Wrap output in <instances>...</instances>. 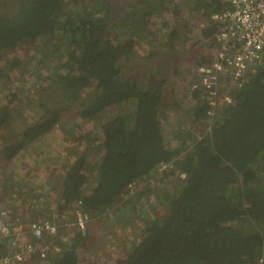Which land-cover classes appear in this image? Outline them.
Wrapping results in <instances>:
<instances>
[{
  "label": "trees",
  "instance_id": "obj_1",
  "mask_svg": "<svg viewBox=\"0 0 264 264\" xmlns=\"http://www.w3.org/2000/svg\"><path fill=\"white\" fill-rule=\"evenodd\" d=\"M184 1L20 0L14 15H0V58L25 42H38L41 54L58 59L50 75L56 90L73 102L87 96L73 128L60 124L61 107L44 105L43 117L24 129L18 140L6 143L3 153L13 159L56 125L75 142L91 139L97 129L102 160L92 190L86 193V169L96 167L88 149L69 148L68 161L76 159L66 164L60 196L64 207L81 199L91 216L113 208L120 212L127 206L130 186L154 174L161 162H173L187 175L180 178L174 194L161 195L166 213L147 226L119 264H264V60L243 87L231 89L233 100L225 101L209 134L177 133L182 142L174 148L166 145L160 118L161 86L141 85L121 74L119 60L133 53L138 38L145 37V49L154 41L143 18L166 26L164 11L174 14L175 3ZM227 5L221 0H194L190 10H200L209 19ZM119 11L135 17L129 22L132 36L122 32L129 20L117 19ZM176 27L168 40L179 35ZM203 34L212 37L215 31ZM17 66L14 60L0 62V78ZM46 78L40 73L35 79ZM193 93L198 115L207 116L202 93ZM9 96L0 106V131L9 118L8 104L15 101L14 93ZM121 105L125 108L117 114L96 121L107 109ZM85 238L77 230L61 253L51 255L52 264H79L77 249Z\"/></svg>",
  "mask_w": 264,
  "mask_h": 264
},
{
  "label": "rangeland",
  "instance_id": "obj_2",
  "mask_svg": "<svg viewBox=\"0 0 264 264\" xmlns=\"http://www.w3.org/2000/svg\"><path fill=\"white\" fill-rule=\"evenodd\" d=\"M193 2L194 0H186L175 3L178 11H174L176 17L173 13L164 11L166 26L163 23L157 25L158 21L152 18H143L149 22L146 24L147 31L154 41L145 49V37L138 38L133 53L119 60L121 74L125 77L135 79L141 85L161 86L164 99L160 118L169 148L182 142L176 137L177 133L189 131L203 136L212 130L208 129L209 120L197 113L199 102L194 97L192 84L198 77L200 66L210 61L215 54L214 38L218 27L214 28L217 23L211 16L208 19L200 10L191 12ZM19 4L20 0H0V15H14ZM115 15L117 19L127 17L128 23L131 18H135L122 12ZM161 21L159 18V22ZM128 23H125L128 28L122 32L126 30L125 36H132L133 29L129 28L132 24ZM175 26L179 35L168 40L167 35L175 30ZM212 31H215L212 37L203 34H210ZM38 48V42L28 41L4 53L0 58L2 63L12 60L19 63L14 70L0 78V106L8 103L11 97L9 94L15 95L14 103L8 104L9 118L0 131V205L24 223L43 219L44 216L52 218L50 209L55 208L59 212L62 227L59 235L49 237L48 241L62 245L63 251L77 231L76 216L73 213L79 209L83 211L81 199L74 201L71 208L64 207L60 200L66 164H71L76 159L73 156L68 161L66 156L69 148L78 146L81 152L88 149V158L96 165L86 169V193H89L102 160V145L99 144L102 139L98 130L93 129L91 139L83 138L80 142H75L70 133L64 135L56 125L13 159L5 158L4 145L18 140L24 129L39 121L45 112L44 105L50 109L55 108V104L61 107L60 124L73 128L83 102L87 99L86 94H82L77 102L68 101L66 94L56 90L58 85H53L54 80L50 75L56 70L58 59L47 56L48 53L41 54L42 50ZM40 73L47 76L46 81L35 79L40 77ZM230 88L234 87L230 85ZM123 108L125 105L107 109L95 119L102 121ZM96 121L92 120L94 127L98 126ZM96 133L97 136L94 135ZM170 167L177 170L171 172L167 169L161 175L154 173L133 183L130 186L129 200L125 203L127 206L120 209V212H114L116 208H113L107 213L90 217L85 230L86 238L77 249L79 264H119L118 260L128 256L133 243L140 241L147 226L167 211L165 203L157 199V195L174 194L181 184L180 178L187 176L177 168V164ZM150 179L155 181L147 186ZM131 219L133 221L129 222ZM62 235L66 237V241ZM51 257L50 255L45 260H35L29 264H52Z\"/></svg>",
  "mask_w": 264,
  "mask_h": 264
},
{
  "label": "built area",
  "instance_id": "obj_3",
  "mask_svg": "<svg viewBox=\"0 0 264 264\" xmlns=\"http://www.w3.org/2000/svg\"><path fill=\"white\" fill-rule=\"evenodd\" d=\"M226 1L230 7L212 16L219 24L215 54L199 69L200 78L192 84V90L200 91L208 103L209 131L221 111V85L231 81L242 87L264 60V0ZM160 166L169 169L173 165L161 162ZM75 214V225L84 230L89 213L79 209ZM55 217L24 223L0 205V264H29L60 253L62 245L48 241L58 236L62 227L58 215ZM62 238L67 240L64 235Z\"/></svg>",
  "mask_w": 264,
  "mask_h": 264
},
{
  "label": "clouds",
  "instance_id": "obj_4",
  "mask_svg": "<svg viewBox=\"0 0 264 264\" xmlns=\"http://www.w3.org/2000/svg\"><path fill=\"white\" fill-rule=\"evenodd\" d=\"M222 2H225L226 0H221ZM227 2V1H226ZM228 3V2H227ZM230 7V3H228V7L227 8H225V9H228ZM224 9V10H225ZM224 10H222V11H224ZM222 11H218V12H213L212 13V15H211V19L212 20H214V21H216L215 19H213V15L214 14H216V13H220V12H222ZM155 20V19H154ZM216 23H217V26L219 27V24H218V22L216 21ZM147 24V23H146ZM215 44V43H214ZM209 62V61H208ZM208 62H206L205 64H207ZM205 64H203L202 66H200V67H203V66H205ZM199 78H200V75H199V71H198V77H197V79H196V81L197 80H199ZM230 85H232L233 87H236V85L233 83V82H231V81H228V82H224L223 83V85H221V94H220V102H221V111H220V113L222 112V110L224 109V107H225V105H226V103H225V101H228V102H231L232 100H233V97H232V95H231V88H230ZM243 87V86H242ZM237 88H239V87H237ZM193 91V90H192ZM201 98L202 99H204L203 97H202V95H201ZM230 98V99H229ZM205 101H206V99H204ZM207 102V101H206ZM206 105H207V107H208V109H209V106H208V103H206ZM220 113H219V115H220ZM218 115V116H219ZM205 117H206V115H205ZM218 118V117H217ZM217 120V119H216ZM215 120V121H216ZM214 121V122H215ZM166 163H170V164H174L173 162H166ZM159 169L157 170V171H155V174H159V175H161L162 174V172H164V170H167V169H162L161 168V166L159 165V167H158ZM172 167H170L169 169H171ZM168 169V170H169ZM152 175H154V174H152ZM151 175V176H152ZM148 177H150V176H148ZM155 180H152V179H150V182H149V184L147 185V186H150V183L151 182H154ZM162 195V194H161ZM161 195H157V199H159V200H161L162 201V198H161ZM163 202V201H162ZM80 204L82 205V207H83V211L84 212H86L85 210H84V206H83V201L81 200L80 201ZM63 205V204H62ZM60 206V205H59ZM71 207H73V205L71 206ZM71 207H68V208H71ZM55 209V208H54ZM54 209H50L51 210V216H52V218H45V219H53V218H56L55 216L56 215H59V212L55 209V211H53ZM87 213H89V212H87ZM75 216H76V214L75 213H73ZM89 215H90V217H92L91 216V214L89 213ZM39 219H41V218H39ZM44 219V218H43ZM58 219H59V222H60V218H59V216H58ZM35 220H37V219H35ZM76 227H77V230H80V231H83L84 232V234L86 233V228L84 229V230H82V229H80L77 225H75ZM88 226V225H87ZM62 252V251H61ZM60 252V253H61ZM56 255V254H55Z\"/></svg>",
  "mask_w": 264,
  "mask_h": 264
},
{
  "label": "crops",
  "instance_id": "obj_5",
  "mask_svg": "<svg viewBox=\"0 0 264 264\" xmlns=\"http://www.w3.org/2000/svg\"><path fill=\"white\" fill-rule=\"evenodd\" d=\"M228 6V5H227ZM164 99V98H163ZM230 99V98H229Z\"/></svg>",
  "mask_w": 264,
  "mask_h": 264
}]
</instances>
